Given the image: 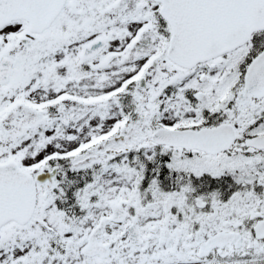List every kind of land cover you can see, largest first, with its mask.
I'll use <instances>...</instances> for the list:
<instances>
[{
	"label": "snow or ice",
	"instance_id": "snow-or-ice-1",
	"mask_svg": "<svg viewBox=\"0 0 264 264\" xmlns=\"http://www.w3.org/2000/svg\"><path fill=\"white\" fill-rule=\"evenodd\" d=\"M0 264H264V0H0Z\"/></svg>",
	"mask_w": 264,
	"mask_h": 264
}]
</instances>
